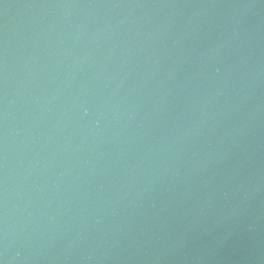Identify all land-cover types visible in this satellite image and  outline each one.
<instances>
[{
	"label": "water",
	"instance_id": "obj_1",
	"mask_svg": "<svg viewBox=\"0 0 264 264\" xmlns=\"http://www.w3.org/2000/svg\"><path fill=\"white\" fill-rule=\"evenodd\" d=\"M0 264H264V0H0Z\"/></svg>",
	"mask_w": 264,
	"mask_h": 264
}]
</instances>
